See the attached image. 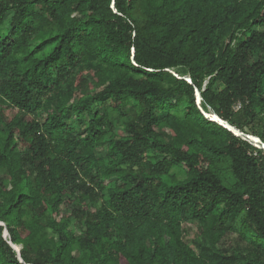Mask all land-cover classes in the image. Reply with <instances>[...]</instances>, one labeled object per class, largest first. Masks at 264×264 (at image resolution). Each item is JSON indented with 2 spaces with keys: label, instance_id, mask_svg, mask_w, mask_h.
I'll return each instance as SVG.
<instances>
[{
  "label": "trees",
  "instance_id": "16d2710c",
  "mask_svg": "<svg viewBox=\"0 0 264 264\" xmlns=\"http://www.w3.org/2000/svg\"><path fill=\"white\" fill-rule=\"evenodd\" d=\"M245 135L264 0H0V264H264Z\"/></svg>",
  "mask_w": 264,
  "mask_h": 264
},
{
  "label": "clouds",
  "instance_id": "9594fccd",
  "mask_svg": "<svg viewBox=\"0 0 264 264\" xmlns=\"http://www.w3.org/2000/svg\"><path fill=\"white\" fill-rule=\"evenodd\" d=\"M223 124H224V123H223ZM236 135H239V136H240V135H242V134H238V133H236ZM245 136H246L250 141H252L253 144L256 142L253 136H250V135H245ZM256 144H257L258 146L255 145V144H254V145L257 146V147H261V148L264 149V144H263L262 142L257 141Z\"/></svg>",
  "mask_w": 264,
  "mask_h": 264
},
{
  "label": "rangeland",
  "instance_id": "374dc122",
  "mask_svg": "<svg viewBox=\"0 0 264 264\" xmlns=\"http://www.w3.org/2000/svg\"><path fill=\"white\" fill-rule=\"evenodd\" d=\"M212 117H213V116H212ZM256 142H257V141H256ZM256 142L254 143L255 145H257ZM257 146H258V145H257ZM185 226H186L188 229H190V231L188 230V231H189V232H188V235H189L188 238H189V237H191V236L193 235L194 227H193V224H192V223H187ZM19 248H20V247H17V251H19Z\"/></svg>",
  "mask_w": 264,
  "mask_h": 264
},
{
  "label": "water",
  "instance_id": "95a60500",
  "mask_svg": "<svg viewBox=\"0 0 264 264\" xmlns=\"http://www.w3.org/2000/svg\"><path fill=\"white\" fill-rule=\"evenodd\" d=\"M224 125H225L229 130H233L235 133L241 134L240 131L234 129V127L230 126L229 124L224 123Z\"/></svg>",
  "mask_w": 264,
  "mask_h": 264
},
{
  "label": "bare ground",
  "instance_id": "6f19581e",
  "mask_svg": "<svg viewBox=\"0 0 264 264\" xmlns=\"http://www.w3.org/2000/svg\"><path fill=\"white\" fill-rule=\"evenodd\" d=\"M185 67V66H184ZM209 115V114H208ZM254 145V144H253Z\"/></svg>",
  "mask_w": 264,
  "mask_h": 264
},
{
  "label": "snow or ice",
  "instance_id": "6c2138e0",
  "mask_svg": "<svg viewBox=\"0 0 264 264\" xmlns=\"http://www.w3.org/2000/svg\"><path fill=\"white\" fill-rule=\"evenodd\" d=\"M213 119H214V117H213Z\"/></svg>",
  "mask_w": 264,
  "mask_h": 264
}]
</instances>
